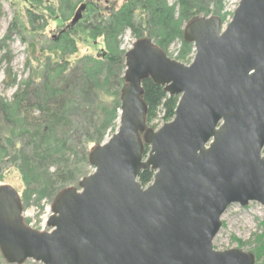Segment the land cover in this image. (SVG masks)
Segmentation results:
<instances>
[{
  "label": "water",
  "instance_id": "95a60500",
  "mask_svg": "<svg viewBox=\"0 0 264 264\" xmlns=\"http://www.w3.org/2000/svg\"><path fill=\"white\" fill-rule=\"evenodd\" d=\"M183 39L195 50L188 65L147 37L126 52L118 130L89 152L94 172L57 194L48 231L26 225L18 192L0 185L7 263L256 264L254 253L213 241L230 205L264 207V0H240L226 25L193 18ZM148 79L179 97L158 129L147 122Z\"/></svg>",
  "mask_w": 264,
  "mask_h": 264
},
{
  "label": "rangeland",
  "instance_id": "374dc122",
  "mask_svg": "<svg viewBox=\"0 0 264 264\" xmlns=\"http://www.w3.org/2000/svg\"><path fill=\"white\" fill-rule=\"evenodd\" d=\"M134 1L135 9L128 19L122 13L126 9L122 8L126 4ZM0 0V185L7 184L15 188L23 204V219L26 225L40 231H48L47 220L51 215V206L59 192H49L45 183H31L35 179L34 175L26 179L21 171L20 164L15 161L16 156L21 158L23 154L29 155L31 148L32 122L29 119L37 118V100L32 97V91L42 85L46 63L63 64L60 60L63 53L64 44L68 39H74L75 53L66 55V62L72 66L74 63L80 64L84 58L90 57L96 60L103 51L122 58L123 65H113V74H118L121 78L120 86L111 85L108 91L101 97L104 102L110 105L106 116L107 129L103 141L106 142L119 127L120 92L124 83V73L126 70L125 54L132 48V45L141 38H149L153 43L161 48L156 38L150 34H156L161 40V36L155 32V27H160L157 23L156 8L149 4H143L145 0ZM239 0H188L186 4H196L192 9L194 16L184 20L186 12L183 11L179 0H165L169 6H175L173 21H182V36L174 38L167 47L161 48L169 58L190 64L194 58L195 50L193 44L187 43L183 39V31L186 23L196 17L219 16L226 25L234 14V9ZM154 2L158 3L154 0ZM85 3L87 10L83 13L82 20L72 29L68 37H63L59 42L56 39L59 33L70 24L77 8ZM159 4V3H158ZM150 6V7H149ZM149 7V8H148ZM112 12H115L113 14ZM119 12V13H118ZM112 13V14H111ZM99 16L101 24L106 26L112 15L120 14V21H116V37L107 38L100 31L94 35L90 30L97 22L95 16ZM173 22V23H174ZM100 25V26H101ZM90 26V27H89ZM89 27V28H88ZM90 30V31H89ZM100 30L102 28L100 27ZM58 40V43H57ZM183 42L192 46L189 52L184 53L187 47ZM60 49V50H58ZM72 51V50H71ZM44 88V85L42 86ZM81 87L78 88L80 90ZM87 101V99H85ZM94 101V100H93ZM20 104V106H19ZM98 106V105H97ZM85 109V108H84ZM82 108L73 111V115L85 120L89 118L92 110L87 112ZM149 114V109H148ZM162 112L157 111L156 119L148 126L153 129L160 128L164 123L161 120ZM86 120L84 122H86ZM148 122V118H147ZM169 122V121H168ZM85 125V124H83ZM81 125H72L68 130V136L74 140L81 141ZM24 128V131L22 130ZM30 130L28 134L25 131ZM98 145V144H97ZM89 146V152L95 147ZM4 151V153L2 152ZM149 147H147L144 158L147 157ZM89 154V153H88ZM68 164L64 168L65 178L68 183L64 188L78 186L79 181L94 172V167L88 163V155L85 161L80 159V155L71 154ZM48 167V172L52 175L59 169V164L42 163L40 167ZM60 170V169H59ZM42 178V177H40ZM58 184L59 181H58ZM63 188V189H64ZM57 190V189H56ZM223 227L215 237L213 246L216 250L225 251L239 248L252 252L256 255V264H264V251L257 256L259 242L258 236L264 234V207L258 202H250L247 206L234 203L229 206L222 216ZM0 264H8L0 251ZM24 264H38L32 260Z\"/></svg>",
  "mask_w": 264,
  "mask_h": 264
},
{
  "label": "trees",
  "instance_id": "16d2710c",
  "mask_svg": "<svg viewBox=\"0 0 264 264\" xmlns=\"http://www.w3.org/2000/svg\"><path fill=\"white\" fill-rule=\"evenodd\" d=\"M155 1L159 4L154 2V0H145L143 4L157 7L159 5V8H156V14L159 16L156 21L160 27H155L154 30L161 36V40L156 34H150V36L156 38L155 40L161 48H165L174 38H181L183 20L180 22L173 21V8L175 6L167 5L165 0ZM187 1L179 0L183 11L187 13L184 20L194 16L192 9L196 8V4H186ZM135 5L133 1L132 4H126L122 8V10L126 9L125 13H122L125 19L132 15ZM112 13L115 14V12ZM95 17L100 21L97 14ZM120 19V14L112 15L106 26L101 25L105 23L102 20L97 22L90 30L94 35H98L100 31L108 39L116 37V21L118 22ZM100 27L102 30H100ZM72 29L64 33L60 32L56 39L60 42L63 37H68V34L73 31ZM64 44H66V47H64L63 53L68 51L66 54L68 55L76 52L73 38L68 39ZM183 45L187 47L184 53L192 49V46L185 42H183ZM66 55L63 56L61 54L60 60L63 61L61 65L58 63H46L42 85L32 91V97L37 100L36 109L38 111L37 118H29L32 122V150L29 155L23 154L20 156L21 158L18 156L14 157L15 161L22 167L21 171L28 181L30 176L39 175V177L34 176L35 179L30 181L29 184L45 183L46 188L51 193H58L68 183V179L63 176L65 175L64 168L68 164L67 158L69 160L71 154L80 155V159L85 161L89 153V146L91 144H100L103 141L107 125L110 124H107L106 121V116L109 113L106 112L110 105L105 103L101 96L108 91L111 85L120 86L121 78L118 77V74H113L112 69L114 64L118 65L119 63V68L123 65L122 58L110 54L106 50L103 51L101 56H98V58L103 60L93 58L92 62V58L87 57L80 61V64L74 63L73 66L66 62ZM43 85L44 88L42 87ZM143 86L145 89V100L149 107V126L155 128V125H151V123L156 119L158 110L163 113L161 117L163 122L171 121L174 117L179 97L169 96L164 92L162 86L154 84L150 79L146 80ZM79 87H81L80 90H78ZM114 107L120 108L115 103ZM77 108H85L86 112L92 110L88 120H86L87 116L85 115L86 122H84L85 120L81 121V118L76 117L75 114L73 115V111ZM72 125L74 130L79 125L82 126V138L81 141L78 139L77 145L74 144L75 142L70 136L66 135ZM22 130L24 131V128ZM29 131H25V134H28ZM2 152L4 153V151ZM42 163L59 164L60 170L57 169L51 175L48 172V167H40ZM153 177L154 172L151 169H146L141 172L139 180L142 185L147 186L153 181ZM58 181L60 184H58ZM258 242L257 256L260 258V254L264 251V234L258 236Z\"/></svg>",
  "mask_w": 264,
  "mask_h": 264
},
{
  "label": "bare ground",
  "instance_id": "6f19581e",
  "mask_svg": "<svg viewBox=\"0 0 264 264\" xmlns=\"http://www.w3.org/2000/svg\"><path fill=\"white\" fill-rule=\"evenodd\" d=\"M239 2V1H238ZM235 10V9H234Z\"/></svg>",
  "mask_w": 264,
  "mask_h": 264
}]
</instances>
